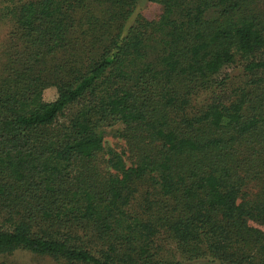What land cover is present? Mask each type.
I'll use <instances>...</instances> for the list:
<instances>
[{
  "label": "trees",
  "instance_id": "trees-1",
  "mask_svg": "<svg viewBox=\"0 0 264 264\" xmlns=\"http://www.w3.org/2000/svg\"><path fill=\"white\" fill-rule=\"evenodd\" d=\"M147 1L0 0V260L264 264V0Z\"/></svg>",
  "mask_w": 264,
  "mask_h": 264
},
{
  "label": "rangeland",
  "instance_id": "rangeland-1",
  "mask_svg": "<svg viewBox=\"0 0 264 264\" xmlns=\"http://www.w3.org/2000/svg\"><path fill=\"white\" fill-rule=\"evenodd\" d=\"M160 12V6L148 2L147 0H138L137 5L132 12L131 16L129 17L126 28L131 25V23L134 21L136 16L141 15L148 19H152L158 15ZM3 28H0V41L3 39ZM55 97V88L49 87L44 90L43 92V98L45 100H51ZM112 128H105L103 129V140L104 143L108 146H119L122 144L121 139L116 138L113 136ZM5 262V264H55L53 261L40 256H35L29 252L26 251H18L14 253L13 255L9 256L8 258H2V260Z\"/></svg>",
  "mask_w": 264,
  "mask_h": 264
}]
</instances>
